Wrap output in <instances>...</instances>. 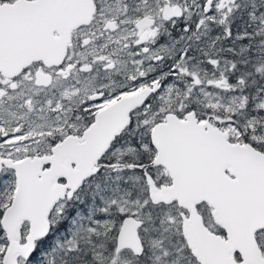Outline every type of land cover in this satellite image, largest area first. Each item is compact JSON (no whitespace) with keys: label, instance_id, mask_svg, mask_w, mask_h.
I'll use <instances>...</instances> for the list:
<instances>
[{"label":"snow or ice","instance_id":"obj_1","mask_svg":"<svg viewBox=\"0 0 264 264\" xmlns=\"http://www.w3.org/2000/svg\"><path fill=\"white\" fill-rule=\"evenodd\" d=\"M0 264H264V0H0Z\"/></svg>","mask_w":264,"mask_h":264}]
</instances>
